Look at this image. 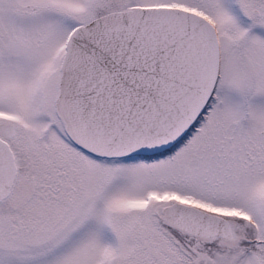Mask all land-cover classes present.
Returning a JSON list of instances; mask_svg holds the SVG:
<instances>
[{
  "label": "snow or ice",
  "instance_id": "6c2138e0",
  "mask_svg": "<svg viewBox=\"0 0 264 264\" xmlns=\"http://www.w3.org/2000/svg\"><path fill=\"white\" fill-rule=\"evenodd\" d=\"M0 264H264V0H0Z\"/></svg>",
  "mask_w": 264,
  "mask_h": 264
}]
</instances>
